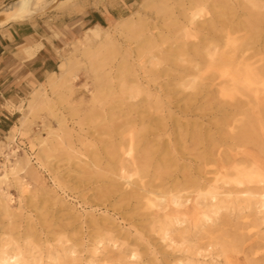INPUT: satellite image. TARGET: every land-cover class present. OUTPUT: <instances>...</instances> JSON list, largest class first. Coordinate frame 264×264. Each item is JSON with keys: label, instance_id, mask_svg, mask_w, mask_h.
<instances>
[{"label": "rangeland", "instance_id": "1", "mask_svg": "<svg viewBox=\"0 0 264 264\" xmlns=\"http://www.w3.org/2000/svg\"><path fill=\"white\" fill-rule=\"evenodd\" d=\"M13 1L0 0V10ZM163 1L48 0L28 20L43 23L44 28L60 35L63 44L59 63L63 62L65 73L60 78L59 70L55 69L54 86L47 80L29 93L17 107L20 118L0 140V176L4 173L0 177V252L16 254L27 264H264V222L258 223L262 215L257 213L258 221L253 222V215L237 208L238 203L240 206L244 203H235L230 198L225 199L230 207L225 201L227 208L216 211L217 198L210 195L211 191H226L233 185V175L215 173L217 154L243 153L264 164V99L259 104L251 96L241 108L237 103L244 97L236 93L233 98H221L215 92L203 95L195 87L199 86V80L181 84L175 70L156 77L152 67L180 69V65L188 63L184 56L176 60L166 56L174 52L168 51L170 43L164 42L165 38L159 41L167 48L163 53L147 39L150 33L160 36L166 31L164 23L170 19L162 18L168 8L163 6L171 1ZM92 9L114 16L99 32L87 31L92 26L83 23ZM8 24L11 23L0 28ZM260 30L245 27L238 35L259 41L255 43L259 48L256 56L264 58V32ZM151 60L158 63L153 65ZM142 76L151 78L152 84L161 83L167 94L161 102L168 99L169 108L164 104L160 107V102L152 99L153 92L151 99H146L142 87L137 89L139 99L129 97L133 86L129 87L130 82ZM142 81L140 86L145 84ZM37 89L39 95H32ZM221 100L234 105L226 110ZM215 102H220L219 107ZM194 104L200 105V109L190 110ZM134 114L135 118L145 117L144 123L139 120L134 123L131 118ZM244 120H248L249 128L252 125L250 137L233 142L228 133L238 132ZM164 125L166 132L161 130ZM127 131L136 132L140 139L144 135L149 139L147 145L145 141L135 143L131 155L139 157L141 146L155 149L148 170L153 172L156 166L163 170L166 163L162 180L161 176L154 179L158 183L164 181L161 185H167L165 193L170 189L166 199L165 194L160 195L161 189L155 194H132L131 187H136V182L141 184L153 178L143 166L126 167L128 158L122 152L129 148ZM211 143L216 147L219 144V148L213 145L212 154L198 160L197 156L212 147ZM118 157L125 159L120 161ZM160 158H164L163 165ZM121 162L125 165L120 173ZM211 177L218 178L214 186ZM173 183L176 187H171ZM2 190L8 198L2 195ZM172 195L179 200L176 204L170 199Z\"/></svg>", "mask_w": 264, "mask_h": 264}, {"label": "bare ground", "instance_id": "2", "mask_svg": "<svg viewBox=\"0 0 264 264\" xmlns=\"http://www.w3.org/2000/svg\"><path fill=\"white\" fill-rule=\"evenodd\" d=\"M167 1L168 2L171 1V2L168 3L169 5L164 3L165 6H163V9L168 7L167 10L169 9L170 12L167 13V10H166V12L163 13V15H162L163 16L162 18L167 17L168 19H170L169 22L164 23V27H165L166 31L162 32V34H161L162 36L161 35L158 36L159 33H155V32L150 33V36L147 39H149L150 44H152V46H154L158 52L163 53L162 51H164V50L166 51L167 48L163 47L162 44L159 43V41H162V38L163 39L165 38L164 42L170 43V46H168V48H169L168 51L174 52L173 54L167 53L166 56L168 58L170 56L171 57V58H169L170 60H176L175 59L176 57H183L184 56V57L188 58V60H187L188 63L180 65V69H176L174 67L170 68L171 66L169 68L168 67L166 68L165 65H164L165 67H163V68H160L161 66L160 67L156 66V68L153 69V67H152V71L154 70L153 74L156 75V77H158L159 75H161L164 72L169 73V71L173 72L175 70V75H177V78L181 84L189 82L190 79L192 81L193 80H199V86H195V87H199V92H201V93L203 92L204 93L203 95H208V93L210 95L211 92H215L221 98H224L225 96L233 98L235 93H236V94L245 98L244 100L238 101V103H237L238 107L242 108L243 105L248 104L249 103L248 99L251 96H253L254 99H257V101H258L257 103L260 104L262 102V99H264V58L259 57L261 55H259L258 57L256 56L257 54H259L258 53L259 48L255 45V43L257 44V42L259 43V41L255 42L256 40H253V39H249V40H247L245 38L242 39L241 36L238 35V33L240 31H242L243 29H245V27L254 28L256 30H260L262 27H264V3H262V2H264V0H258L259 2H257V1L255 2L254 0H164L163 2H167ZM260 1H262V2H260ZM47 2H48V0H14L13 2H11L10 4H7L6 6H4L0 10V24L4 23L7 20L8 21L9 20L20 21V22L28 21L29 19H31L34 16L35 11L39 7L45 5ZM173 9H175V10H173ZM158 13H160V12H158ZM245 15L247 16V18ZM244 16H245V19H244ZM151 26L152 25L150 24V27ZM152 28L156 29L155 27H152ZM261 31L264 32V29H261L260 32ZM256 32H255V34H256ZM250 33H251V31H250ZM248 34H249V32H248ZM257 35H259V34L257 33ZM246 36H248V35H246ZM250 36H248V37H250ZM172 44H174V45H172ZM260 44H261V42H260ZM169 59H167V60L169 61ZM183 60H185V59H183ZM139 61H140V59H139ZM149 61H150V59H149ZM151 61H153V60H151ZM155 63H158V61L151 62V64H153V65H155ZM125 65L123 63V66H125ZM138 66H141V65H138ZM141 68H142V66H141ZM58 70H59L60 78L63 77V75L65 73V67H64L63 62L58 64ZM124 70L127 72L126 67ZM120 74H121V72H120ZM170 74H172V73H170ZM55 75H56V72L52 73L51 77L48 79L49 84L55 85V83H56V82L54 83V81H55L54 77H56ZM115 77H117V76H115ZM163 77H164V75H163ZM167 77H169V76H167ZM142 80L145 82V84L143 86H140L139 83H141ZM57 81H58V79H57ZM108 81L110 82L109 79H108ZM143 81H142V83H143ZM151 82H152L151 78H146L145 76H142L141 78L136 77V80L134 82L131 81L130 82L131 84L129 83L130 84L129 87L131 85H133L132 87H130L132 93L130 92L131 95L129 93L130 96L129 95H127V96L134 97V98L137 97L139 95V91L137 89L139 87H142V89L144 90V93L146 94V99L150 100L151 96H152V92H153L154 97H152V99L155 98V100H158L160 102V107L162 104H164L166 107L169 108L170 101H168V99L161 102L162 99H164V97L167 95V94H164V90L161 86V83H160V85H158V84H152ZM110 83L112 84L113 82H110ZM190 84H192V83H190ZM108 85H110V84H108ZM112 86H113V84H112ZM172 86H174V85H172ZM118 87L119 86H117V88ZM108 88H110V87H108ZM130 88H128V90ZM168 90H169V88H168ZM113 91H114V89H113ZM113 91H111V92H113ZM122 91H124V88ZM122 91H121V93H122ZM39 93L40 92H38V89H37V91H34L32 93V95H39ZM193 94H199V93L194 92ZM129 97H128V99H129ZM185 99H187V97ZM185 101H187V100L183 99L184 104H186ZM221 101L225 102L224 105L226 106L225 107L226 110L228 107L234 105L232 103L226 102L225 100H221ZM187 102H189V98H188ZM190 102H192V98L190 99ZM120 103H119V105H120ZM138 103H140V102H138ZM177 103H175V104H177ZM215 103H217V106L220 105V102H215ZM126 104H128V103L126 102ZM136 104H134V105L136 106ZM103 105H104V103H103ZM123 105H122V107H123ZM171 105H172V103H171ZM177 105H179V104H177ZM194 105L195 106H191V108H190V105L186 108H190V110H194V109L197 110V109H200V107H201L200 105H196V104H194ZM128 106H129V104H128ZM204 106H206V105H204ZM128 108L131 109V105ZM168 108H166V110H168ZM130 109H128V110H130ZM148 109H150V108H148ZM177 109H179V108H177ZM134 111H135V109H134ZM134 111H132V112H134ZM168 111H170V110H168ZM168 111H167V113L169 115ZM180 111L185 112L186 110H180ZM154 112H155V110H154ZM242 112H246V111H242ZM112 113H113V111H112ZM119 114H121V113L119 112ZM119 114H118V116H119ZM126 114L124 113V116ZM144 114H146V113H144ZM147 114H149V113H147ZM170 114H171V112H170ZM161 115H162V113H161ZM244 115H246V114H244ZM127 116H129V114ZM136 116L138 118H135V114L131 115L132 121H134V123L137 120L142 122L143 119L145 118V117L144 118L141 117L140 115H136ZM163 117H164V115H163ZM128 118H130V117H128ZM131 118L129 119V121H131ZM120 119H122V118H120ZM124 119H125V117H124ZM163 119H165V117ZM224 120H225V122L227 121V119H224ZM247 121L248 120H244L243 123L240 121L242 123V125L240 126V129L238 130V132L228 133V137L231 138L233 140V142L234 141L240 142V141L245 140L246 138L250 137V134H251L250 128H252V125L250 124L251 127L249 128ZM127 123H128V120H127ZM142 123H144V122H142ZM142 123H140V124H142ZM122 124H123V122H122ZM133 125H135V124H133ZM133 125H131V126H133ZM144 125L148 126L147 123ZM147 126H146V128H147ZM193 126H192V128L195 127V126L194 127ZM127 127L129 128L130 126H127ZM132 128H134V127H132ZM144 128L145 127H143V129ZM163 128L164 129H161V130H165V132H166L167 127L164 125ZM130 129H131V127H130ZM150 129H148V130H150ZM133 130L134 129H132V131ZM132 131H130V132L127 131V144L129 146V148H128V150L125 149L122 152V153H125V155H127V158H128L127 160H125V161H127V162H125L127 164L126 167L130 166L129 168L134 167L137 169V166H139V167L143 166L144 169H147V170H145V173H147V175H152L151 178H153V179L147 180V181L143 180L145 182H141V184L139 183V181H138L139 184L136 182L135 183L136 187H134L133 186L134 184H133L132 185L133 187H131V188H134V189H132V191H133L132 194L134 196L144 195L147 193L155 194V193H157V191H159V189H161L160 195L165 194L164 196L166 199V194H168V191H170V189H168L167 192L165 193V190L167 189V187H166L167 185L164 187L162 185H164L165 183L161 185V183H163L164 181H162L161 183L154 181V179L160 178L161 174H163V171H167V170H164L165 169L164 165L166 163L163 162L164 161L163 159L165 158V155L163 156L164 157L163 159L160 158L161 160H159V161H162V165H163V163H165L163 165V167H164L163 170L158 169L159 167L156 168L157 166L156 167L153 166L155 169H157V171L155 169L153 170V172H152V170L151 171L148 170V168H150L149 167V165L151 164L150 162H152V161H150V159H152V160L154 159L155 149L150 147V146L149 147L146 146L147 145L146 141L149 140L148 137H146L143 134L144 136L142 135L143 137L140 139V138H138L136 132L134 133ZM193 134H194V137H197L196 133H193ZM223 134H227V133L223 132ZM220 135H221V133H220ZM221 136H219V137L221 138ZM157 137H156V140H157ZM145 138H147V139H145ZM121 140H123V139H121ZM140 141H143V143L145 141L146 145L143 144L145 146H141V148L139 149V151H141V155L139 157H135V155H131V154H133V153H131L132 152L131 149L132 148L135 149V146H136L135 143H140ZM153 141H155V140L153 139ZM158 141H159V139H158ZM118 142H119V140H118ZM124 142H125V140H124ZM253 142H255V141H253ZM248 143H249V140H248ZM248 143L246 142L247 145H249ZM244 144L245 143H243V145ZM211 145H212V143H211ZM213 145H215V144H213ZM213 145L210 148H205V152L203 151L202 155L197 156L198 160L204 159L206 154L212 152V149L214 147ZM154 146H156V145H154ZM218 146H219V144H218ZM228 146H231V145H228ZM238 146H239V144H238ZM215 147H216V145H215ZM125 148H127V146ZM134 149H133V151H134ZM158 149H160V148L158 147ZM229 149H230V147H229ZM259 149H262V147H260ZM165 151H164V154L167 155V153H166L167 151L166 152ZM211 154L212 153H210L209 155H211ZM240 154H236V153H228V154L219 153V154H217L216 158L214 159V162L217 165V169L215 168L217 170V172H215V173L216 174L218 173L221 175H228V174L233 175V179L231 180L233 182V185H231L232 186L231 188L226 189V191H216V190L211 191L210 195H211L212 199L217 198V200H216L217 203H215L216 207H217L216 211H218L219 209H221L222 207L227 205L224 202L228 201V200H225V199L230 198V201L233 200V202H235V203L236 202L237 203L238 202L244 203L242 206H240L238 203L237 208H239L241 211L247 210L249 212L248 214L253 215V217H254L252 219L253 222L256 220L258 221V217L256 218V214L260 213L262 215V217L260 216L261 219H259V221H258V223L260 224V222H264V214H262V213H264V164L259 163L257 160H252V159L245 157V155L243 153H242V156H239ZM122 155L118 154L117 156H122ZM118 158L120 159V157H118ZM117 159H116V161H117ZM124 159L125 158H123V159L121 158L120 161L124 160ZM193 159L195 160L194 157H193ZM159 161L156 160V163L157 162L159 163ZM204 162H206V161H204ZM158 163H157V165H158ZM124 165L125 164L123 162L120 163V167H119L120 173L123 171ZM182 167H183V165H182ZM171 169H173V168H171ZM159 170L161 171V173H159ZM119 171H118V175H119ZM201 171H199V172H201ZM126 173H127V171H126ZM181 174H183V173H181ZM2 175H4V173ZM125 175H127V174H125ZM125 175L123 174V176H125ZM162 176H161V180H162ZM165 176H168V175H165ZM2 178H3V176H2ZM190 178H191V176H190ZM199 178H202V177H199ZM147 179H148V177H147ZM192 179L194 180V178H192ZM217 179L218 178H215V177L212 178L211 177V180L213 182V184H212L213 186L215 185L214 182L217 181ZM206 180H208V179H206ZM165 181H167V180H165ZM193 182H196V180H194ZM196 183H199V182L197 181ZM185 184H187V183H185ZM193 184H195V183H193ZM173 185H175V183H173L171 185V187H173ZM193 186H195V185H193ZM175 187H176V185H175ZM128 190H129V192H132V191H130V189H128ZM129 194L128 195L125 194V198L129 197L128 199H130ZM2 195L4 197H7V192L2 190ZM141 197H139V198L141 199ZM132 198H133V196H132ZM151 198H152V196H151ZM133 199L136 200L135 198H133ZM170 199L175 204L179 201L178 198L173 196V195L170 197ZM147 201H148V199H147ZM228 202H226V203H228ZM233 202H232V204H233ZM181 205H184V204L181 203ZM228 205H227V207H230V202ZM227 207H224L223 209H226ZM213 208L215 209V207H213ZM211 209H212V207H211ZM232 209H234V208H232ZM216 211H215V213H216ZM243 212H245V211H243ZM203 217L208 218L207 214L206 215L204 214ZM205 218H203L204 221H205ZM211 220L213 222V219H211ZM238 238H240V237H238ZM242 239H243V237H242ZM0 264H27V263L22 261L16 254H8L5 251H1L0 252Z\"/></svg>", "mask_w": 264, "mask_h": 264}, {"label": "crops", "instance_id": "3", "mask_svg": "<svg viewBox=\"0 0 264 264\" xmlns=\"http://www.w3.org/2000/svg\"><path fill=\"white\" fill-rule=\"evenodd\" d=\"M113 14L92 9L83 23L88 30L100 31ZM0 28V140L20 118L17 107L31 91L44 84L59 64L63 44L60 35L44 28L43 23L7 20Z\"/></svg>", "mask_w": 264, "mask_h": 264}]
</instances>
